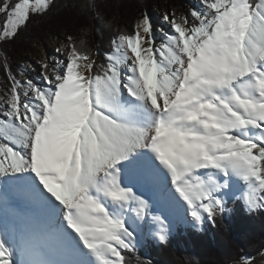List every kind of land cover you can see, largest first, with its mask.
Returning <instances> with one entry per match:
<instances>
[{
    "label": "snow or ice",
    "instance_id": "6c2138e0",
    "mask_svg": "<svg viewBox=\"0 0 264 264\" xmlns=\"http://www.w3.org/2000/svg\"><path fill=\"white\" fill-rule=\"evenodd\" d=\"M198 5L142 13L103 63L68 36L39 82L0 64V264H129L173 218L264 212V0ZM50 9L0 0V47Z\"/></svg>",
    "mask_w": 264,
    "mask_h": 264
},
{
    "label": "trees",
    "instance_id": "16d2710c",
    "mask_svg": "<svg viewBox=\"0 0 264 264\" xmlns=\"http://www.w3.org/2000/svg\"><path fill=\"white\" fill-rule=\"evenodd\" d=\"M162 1L173 4L177 0H51L46 15L33 17L13 43L0 47V64L7 58L19 78L22 56L47 35L62 34L65 42L72 36L78 46L84 42L82 47L89 54L95 49L112 53L115 37L122 32L131 33L141 14L150 13L149 5ZM178 6H174L175 12ZM4 82L5 74L0 70V89ZM229 208L231 211L215 224L205 222L199 230L177 225L166 244L146 241L135 254L127 255L129 264H237L242 255L254 257L256 264H262L264 212L250 213L241 203L231 201Z\"/></svg>",
    "mask_w": 264,
    "mask_h": 264
},
{
    "label": "rangeland",
    "instance_id": "374dc122",
    "mask_svg": "<svg viewBox=\"0 0 264 264\" xmlns=\"http://www.w3.org/2000/svg\"><path fill=\"white\" fill-rule=\"evenodd\" d=\"M181 4V5H180ZM180 5V6H178ZM150 13L148 14L151 17L152 24L155 29L159 30L163 28L164 30H168V25L162 20V16L165 12H173L174 6H178L179 8L176 10L177 14L186 13L189 8L198 7V0H177L174 1L173 4L170 2H159V4H150ZM185 8V9H184ZM187 8V9H186ZM157 36L159 37V31H157ZM66 38L64 35H60L58 37H52V35H47L43 40L38 41L33 44L31 52L22 56L23 64L20 65L22 72L25 73V76L34 79L39 82V72H40V62L44 59L51 60L53 57L59 56L56 52V49L60 47L62 44L66 43L63 39ZM98 52V55H97ZM110 54V53H107ZM107 54L98 51L97 49L93 50L90 55L97 59L98 63L101 60H104ZM25 76H20L19 79H24ZM3 92V88L0 89V93ZM188 226L186 223L181 222L180 220H174L173 218V228L172 232L175 231L176 225ZM193 228V227H192ZM201 229V228H200ZM148 240L155 239L148 238L141 241V243L137 246V248L141 249L144 246V242Z\"/></svg>",
    "mask_w": 264,
    "mask_h": 264
},
{
    "label": "bare ground",
    "instance_id": "6f19581e",
    "mask_svg": "<svg viewBox=\"0 0 264 264\" xmlns=\"http://www.w3.org/2000/svg\"><path fill=\"white\" fill-rule=\"evenodd\" d=\"M111 54V53H110ZM107 55H109V54H107ZM174 220H177V221H179V219L178 218H174Z\"/></svg>",
    "mask_w": 264,
    "mask_h": 264
}]
</instances>
